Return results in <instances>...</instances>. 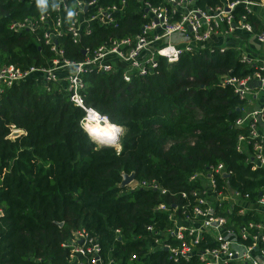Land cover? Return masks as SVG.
Here are the masks:
<instances>
[{
    "label": "trees",
    "instance_id": "1",
    "mask_svg": "<svg viewBox=\"0 0 264 264\" xmlns=\"http://www.w3.org/2000/svg\"><path fill=\"white\" fill-rule=\"evenodd\" d=\"M145 1L166 2L99 0L121 9L110 13L114 20L108 24L92 22L90 32L82 35L83 46L95 48L141 31L148 21ZM215 2L197 0L201 6ZM50 5L45 0L42 9L37 0H0V66L13 63L27 69L44 66L53 57L26 30L9 29L12 19ZM249 19L257 20L253 14ZM59 40L68 56L83 57L68 35ZM217 45L183 52L174 62L159 56L152 73L133 75L130 81L122 78L119 67L92 68L82 75L84 104L107 116L114 127L121 126L118 145L87 133L81 123L87 114L69 100L62 80L38 75L0 87V264H39L38 258L63 264L61 242L78 227L98 236L114 264H177L164 249L145 253L150 235L145 226H169L166 213L154 208L180 197V190L199 187L197 179H189L192 174L222 163L230 171L226 180L248 193L246 199L264 195V167L253 168L236 148L238 137L248 134L234 124L244 101L221 81L224 74L246 75L252 68L240 61L237 50L220 51ZM15 129L22 131L11 136ZM125 172H134L138 182L156 181L159 188L121 186ZM216 180L220 187L225 179ZM238 208L223 212L236 230L258 217L237 214ZM133 252L138 257L130 259Z\"/></svg>",
    "mask_w": 264,
    "mask_h": 264
},
{
    "label": "built area",
    "instance_id": "2",
    "mask_svg": "<svg viewBox=\"0 0 264 264\" xmlns=\"http://www.w3.org/2000/svg\"><path fill=\"white\" fill-rule=\"evenodd\" d=\"M26 1L31 3L33 0ZM46 1L51 3L49 9L12 19L9 29L15 32L26 30L34 41L46 45L53 57L44 66L27 69L13 63L0 66V87L38 75L47 80H62L69 100L87 114L91 108L84 104L81 89L84 87L82 75L88 70L119 67L122 78L130 81L133 75L152 73L159 56L167 62H174L183 52L206 45L213 47L219 42L220 51L237 50L240 61L252 68L246 75L224 74L221 81L230 84L244 101L242 113L235 118L234 124L246 129L248 136L241 134L236 148L246 153L253 168L264 167V55L258 54L252 45L264 46V0H216L205 6L197 4V0H166L158 5L145 1L142 10L148 21L142 25L141 31L95 48L83 46L82 35L90 32L94 21L112 22L114 18L110 13L121 9L118 4L103 6L99 0ZM239 6L242 10L236 11ZM69 8L73 13L71 16L66 14ZM92 8L95 9L86 15L87 9ZM249 14L257 20L251 21ZM173 34L179 35L177 41L171 39ZM64 35L79 46L82 58L67 55L59 40ZM97 114L101 119L107 118L99 112ZM85 119L86 115L81 120L83 127ZM229 173L222 163L203 172L197 171L189 179H197L199 187L180 190L177 199L157 203L154 209L166 213L169 226L155 227L152 223L145 226L150 232L144 243L145 253L164 249L168 258L177 264H264V195L254 201L246 199L248 193L242 194L226 180ZM216 176H223L226 180L220 187ZM130 182L131 187L159 188L156 181L133 179ZM165 191L161 189V192ZM225 203L226 208L222 210ZM234 205L239 206L237 214L252 212L258 217L247 224H239L236 230L234 222L223 213L232 212ZM61 247L66 251L63 264L115 262L108 250L105 253L98 236L86 227L73 229L69 237L62 240ZM137 257L138 252H133L129 258ZM38 261L39 264H55L41 258Z\"/></svg>",
    "mask_w": 264,
    "mask_h": 264
},
{
    "label": "bare ground",
    "instance_id": "3",
    "mask_svg": "<svg viewBox=\"0 0 264 264\" xmlns=\"http://www.w3.org/2000/svg\"><path fill=\"white\" fill-rule=\"evenodd\" d=\"M85 121V129L95 140L118 145V139L121 132L120 126L119 128H116L109 123L107 118L101 119L93 109H89Z\"/></svg>",
    "mask_w": 264,
    "mask_h": 264
},
{
    "label": "water",
    "instance_id": "4",
    "mask_svg": "<svg viewBox=\"0 0 264 264\" xmlns=\"http://www.w3.org/2000/svg\"><path fill=\"white\" fill-rule=\"evenodd\" d=\"M239 109V108H238ZM19 131L17 129H15L13 132H12V135H16L18 134ZM119 140V139H118ZM102 142V141H101ZM227 176V175H225ZM135 175H134V172H130V173H123L122 174V179L120 181V185L121 186H125L126 184H128L130 181H132L134 179Z\"/></svg>",
    "mask_w": 264,
    "mask_h": 264
},
{
    "label": "rangeland",
    "instance_id": "5",
    "mask_svg": "<svg viewBox=\"0 0 264 264\" xmlns=\"http://www.w3.org/2000/svg\"><path fill=\"white\" fill-rule=\"evenodd\" d=\"M252 45H254L253 43H252ZM255 47H256V49H257V51H258V54H264V51H263V49L259 46V45H254ZM88 114V113H87ZM98 115V114H97ZM87 116V115H86ZM86 121L84 120L83 121V123H85ZM110 123V122H109ZM111 124V123H110ZM112 125V124H111ZM118 125V124H117ZM118 126H120V125H118ZM120 128H121V126H120ZM18 130V129H17ZM18 131H22L21 129L20 130H18ZM121 132H122V130H120ZM120 132V133H121ZM11 136H12V134H11ZM117 147H119V146H117ZM131 183V182H130ZM130 183L129 184H127V186L129 187L130 186Z\"/></svg>",
    "mask_w": 264,
    "mask_h": 264
},
{
    "label": "clouds",
    "instance_id": "6",
    "mask_svg": "<svg viewBox=\"0 0 264 264\" xmlns=\"http://www.w3.org/2000/svg\"><path fill=\"white\" fill-rule=\"evenodd\" d=\"M44 2H45V0H37V4L43 9L44 7H43V5H44ZM69 15L71 16V15H73V13H69ZM108 119V118H107ZM85 129V128H84ZM86 130V129H85ZM87 131V130H86ZM87 133L90 135V133L87 131Z\"/></svg>",
    "mask_w": 264,
    "mask_h": 264
},
{
    "label": "crops",
    "instance_id": "7",
    "mask_svg": "<svg viewBox=\"0 0 264 264\" xmlns=\"http://www.w3.org/2000/svg\"><path fill=\"white\" fill-rule=\"evenodd\" d=\"M178 36H179L178 34H173V35L171 36V39H174V40H175L176 38L178 39ZM254 45H259V44H256V43H255ZM254 45H253V46H254ZM259 46H260V45H259ZM260 47H261V48L263 49V51H264V46L261 45ZM254 48L256 49L255 46H254ZM256 50H257V49H256ZM257 52H258V51H257ZM261 55H264V54H261Z\"/></svg>",
    "mask_w": 264,
    "mask_h": 264
}]
</instances>
